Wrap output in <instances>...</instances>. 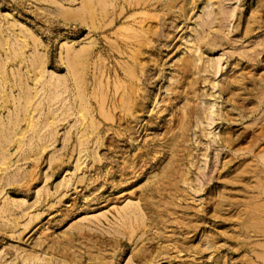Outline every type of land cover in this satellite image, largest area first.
I'll list each match as a JSON object with an SVG mask.
<instances>
[{
	"label": "rangeland",
	"instance_id": "obj_1",
	"mask_svg": "<svg viewBox=\"0 0 264 264\" xmlns=\"http://www.w3.org/2000/svg\"><path fill=\"white\" fill-rule=\"evenodd\" d=\"M88 1L0 0V264H264V0Z\"/></svg>",
	"mask_w": 264,
	"mask_h": 264
},
{
	"label": "bare ground",
	"instance_id": "obj_2",
	"mask_svg": "<svg viewBox=\"0 0 264 264\" xmlns=\"http://www.w3.org/2000/svg\"><path fill=\"white\" fill-rule=\"evenodd\" d=\"M91 1V0H90ZM90 1H88V2H90ZM93 1V0H92ZM92 1H91V4H92ZM97 1V0H96ZM107 1H109V0H98L97 2H99V6H101V7H106L105 5H106V2ZM84 2V1H83ZM110 3V2H109ZM108 3V4H109ZM135 3V2H134ZM89 4V3H88ZM90 4V5H91ZM96 5V4H95ZM98 5V4H97ZM110 5H111V7H113L112 5L113 4H111L110 3ZM141 6V5H140ZM84 8H86V7H84ZM94 8V7H93ZM107 8V7H106ZM109 9V8H108ZM92 10V9H91ZM83 11V10H82ZM81 11V12H82ZM85 11V10H84ZM98 11V10H97ZM123 11V10H122ZM80 12V13H81ZM93 12V11H92ZM124 12V11H123ZM90 13V12H89ZM94 13V12H93ZM107 13V12H106ZM109 13V12H108ZM81 14H84V13H81ZM82 16V15H81ZM89 16H90V14H89ZM84 17V16H83ZM91 17V16H90ZM0 45L2 46V42L0 41ZM93 46V45H92ZM24 48H26V47H22L21 48V50H24ZM87 52V49H84V50H82L81 51V53H86ZM80 53V52H79ZM79 53H77V54H79ZM81 53L79 54V55H75L76 57H72L71 56V54L69 55V57L66 59V63H67V67H68V69H69V73H70V75H71V77H72V79H73V81H75V86H76V103H77V105H78V107H79V109H80V112L82 113V117H83V119H87V117L89 118V112H88V107H87V105H86V97H85V95H84V92H83V88H82V70H83V68H84V61H82L81 59H80V55H81ZM73 54V53H72ZM82 56V55H81ZM88 57V56H87ZM17 58H19V55H17ZM20 59V58H19ZM88 60V59H87ZM84 62V63H83ZM193 64V63H192ZM33 66H34V63H33ZM88 66V65H87ZM38 67V66H37ZM2 68V67H1ZM3 68H4V66H3ZM34 69V68H33ZM87 70V69H86ZM3 71V70H2ZM2 74H3V72H2ZM1 74V75H2ZM131 76V75H130ZM3 79V78H2ZM5 80V79H4ZM2 85H3V83H2ZM62 85V82H57L56 83V87L57 88H61L60 86ZM2 91V90H1ZM31 92V91H30ZM30 92H29V95H30ZM4 94V93H3ZM75 94V93H74ZM1 95V94H0ZM24 95H25V93H24ZM29 95H28V97H29ZM27 96V95H26ZM31 96V95H30ZM132 97V96H131ZM6 98V97H5ZM26 98V97H25ZM2 99V98H1ZM24 99V98H23ZM102 99V98H101ZM129 99V98H128ZM26 100V99H25ZM125 100V99H124ZM30 101H31V99H30V97H29V99H27V102H25V105L26 104H28V103H30ZM24 102V101H23ZM104 102V101H103ZM89 103V102H88ZM101 103H102V101H101ZM124 103V102H123ZM122 103V104H123ZM127 103H128V101H127ZM126 103V104H127ZM131 104V103H130ZM29 105V104H28ZM100 105H102V104H100ZM104 105V104H103ZM103 105H102V107H101V109L103 108ZM125 106V109H126V106L127 105H124ZM23 107H24V105H23ZM122 108V107H121ZM131 108V107H130ZM24 109L26 110V106L24 107ZM132 109H133V107H132ZM29 110V109H28ZM103 110V109H102ZM122 110V109H121ZM128 111H129V109H127ZM25 112V111H24ZM28 112V111H27ZM125 112V111H124ZM127 113V112H126ZM28 114V113H27ZM104 115H105V113H104ZM127 115H128V113H127ZM18 116V115H17ZM17 118V117H16ZM20 118V117H19ZM18 122V121H17ZM20 122H22V121H20ZM19 123V122H18ZM17 123V124H18ZM96 124V123H95ZM19 125V124H18ZM31 125V122H29V125L28 126H30ZM90 125V124H89ZM91 126L93 127L94 126V124H91ZM95 128V127H94ZM92 129V128H91ZM2 151V150H1ZM4 157V156H3ZM1 160H3V159H1ZM263 162H264V157H263ZM2 165V164H1ZM260 176V175H259ZM260 180V179H259ZM264 190V189H263ZM260 193V192H259ZM264 193V192H263ZM263 195V194H262ZM264 199V198H263Z\"/></svg>",
	"mask_w": 264,
	"mask_h": 264
}]
</instances>
